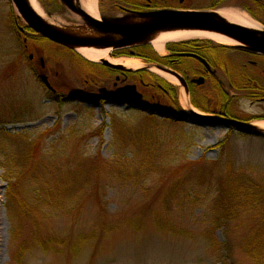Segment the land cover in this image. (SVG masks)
I'll use <instances>...</instances> for the list:
<instances>
[{
    "label": "rangeland",
    "instance_id": "374dc122",
    "mask_svg": "<svg viewBox=\"0 0 264 264\" xmlns=\"http://www.w3.org/2000/svg\"><path fill=\"white\" fill-rule=\"evenodd\" d=\"M215 1L185 0L181 6L206 9ZM254 2L229 0L223 8L243 12L264 30V0ZM68 24L62 26L72 29ZM25 25L11 0H0V264L264 261V135H241L209 118L172 119L146 105L159 101V108L170 110L174 101L158 86L141 84L136 74L121 75L103 58L90 60L47 38L40 42L33 35L24 44L27 36H19L18 29L32 33ZM202 40L221 45L226 58L217 73L226 89L222 97L214 81L197 89L213 98L207 104L211 115H217L227 96L224 112L256 124L264 103L237 96L227 79L237 84L238 67L239 76L249 72L263 88L264 57L244 51L249 49L241 42ZM144 45L149 46L140 49V56L113 49L109 57L137 59L143 66L132 71H141L145 83L152 76L174 89L170 96L177 97L184 113L206 114L179 83L144 70L156 67L153 60L169 52ZM41 74L52 87H46ZM130 84L145 96V105L103 99L95 105L67 97L71 89L97 93ZM228 182L242 189L241 202L237 191L225 187ZM223 200H230L233 210ZM256 228L260 235L253 239L259 245L251 249L247 243Z\"/></svg>",
    "mask_w": 264,
    "mask_h": 264
},
{
    "label": "water",
    "instance_id": "95a60500",
    "mask_svg": "<svg viewBox=\"0 0 264 264\" xmlns=\"http://www.w3.org/2000/svg\"><path fill=\"white\" fill-rule=\"evenodd\" d=\"M64 1L68 6L77 9L73 0ZM12 2L18 12L26 20L29 27L45 37L68 46L94 45L120 48L147 43L150 35L160 30L194 28L223 33L241 42L245 48L264 54V31L257 32L237 23L230 22L223 17L219 18V16L215 15L214 11H155L144 14L141 17L143 21L140 22H127L118 19L105 22L92 20L91 23L99 35L82 36L70 30H64L48 24L31 8L28 0H12ZM78 11L83 13L79 8ZM102 62L107 66L125 70V67L121 64H113L107 60H102ZM168 71L177 76L184 84L183 79L176 72L172 70ZM42 80L50 86L44 76H42ZM201 80L203 81L202 78ZM68 97L70 99H78L83 102L94 103L95 105H98L101 99L105 100V103L124 104L125 102H128L129 104L136 103L143 105V103H141L143 96L137 91L136 85H126L115 90L101 88L97 93H90L81 89H73L69 92ZM192 114H194L196 118H191L189 115L182 116L181 118L183 120H201L209 118L210 120L219 121L229 127L254 128L252 124L246 123L245 125L235 119H225L216 116H201L195 112H192Z\"/></svg>",
    "mask_w": 264,
    "mask_h": 264
},
{
    "label": "flooded vegetation",
    "instance_id": "af4514ba",
    "mask_svg": "<svg viewBox=\"0 0 264 264\" xmlns=\"http://www.w3.org/2000/svg\"><path fill=\"white\" fill-rule=\"evenodd\" d=\"M76 1L79 4V7L82 8L89 16L93 19L99 20H111L117 17L127 16V14L130 13L144 14L159 9H202L181 6L185 0H178L179 5L169 3L171 0H96V15H93L87 11L86 0H84V3L82 0ZM43 7L49 15H54L63 20H67L66 22L62 21L61 23L63 24H78V26L80 25L83 27L87 25V23L84 22L87 17L67 7L63 0H46ZM67 12L78 15L81 22H78V20L75 22L73 19H69ZM20 35H24V32H21ZM26 41L27 39L25 38L24 42L26 43ZM62 47L66 50H71L68 47ZM123 52L125 51L123 50L121 54ZM224 52L225 51L222 46H217L209 41L182 43L181 46L170 49L168 54H166L167 59L161 63L163 66L172 68L179 72L185 78L189 91L192 92L195 90L194 86H197V84L193 82V78L196 76H191L192 72L198 73V76H203L206 80L205 83L207 81L219 80L217 73L225 67L226 58L224 57ZM187 53H195L198 56L203 57L209 63L210 69H207L206 66H204V64L197 58L184 55ZM262 100L264 99H260V102H262Z\"/></svg>",
    "mask_w": 264,
    "mask_h": 264
},
{
    "label": "bare ground",
    "instance_id": "6f19581e",
    "mask_svg": "<svg viewBox=\"0 0 264 264\" xmlns=\"http://www.w3.org/2000/svg\"><path fill=\"white\" fill-rule=\"evenodd\" d=\"M29 5L31 8L48 24L55 26L57 28H63L64 30H70L72 32H75L79 35H84V34H89V33H95V31L88 30L86 31L85 29H80L78 24L76 28L69 29V27H64L62 26L58 21H52V19L46 17V15L41 11L39 8L38 3L36 0H28ZM84 3V0H82ZM86 7L87 11L90 12L91 14L96 15V0H86ZM216 16H219V18H225L226 20L237 23L239 25L245 26L246 28H249L251 30L261 32V28L255 24L252 20H249L247 16L239 11V10H234V9H229V8H223L219 10L218 12L215 13ZM136 16H133V18H130V16H126L123 18V20L127 22H140L143 21L142 18H135ZM86 28L89 27V25L85 26ZM196 38H209L213 40L220 41V43L223 44H229V45H240V42L238 40H234L231 37L225 36L224 34L213 31V30H205V29H194V28H180V29H175V30H165V31H159L156 32L152 35H150L149 39L147 42L151 43V45L160 53H163L165 50V44L168 42H173V41H182V40H189V39H196ZM78 53H80L82 56L85 58H88L90 60H99L100 58H105L109 59L112 63L114 64H122L128 69L135 70L138 68H141L143 65L140 61L134 58H128V59H112L109 57V52L111 49L109 48H94V47H85V46H76L74 47ZM149 70L152 72L161 75L171 81L172 83H178L177 79L174 76H171L167 73H164L160 70H158L156 67H150ZM218 83H224L218 81ZM227 83L229 84L228 86L231 87V89L234 88L235 85L230 79H227ZM249 86H252L253 81H247ZM234 89H237V96L239 93L242 94V91L235 86ZM185 101H188L187 96H185ZM191 107V106H190ZM197 111L196 109H193ZM206 113V112H205ZM260 116V115H259ZM256 116V118H259V121L256 122V124L253 125V129H248V128H236L233 127L237 133L241 135L249 134V135H254L253 137L257 136H262L264 135V117L261 115L260 117ZM262 118V119H261ZM236 120L238 119L239 122L243 123L246 125V121L242 120L241 118H235ZM1 184V180H0ZM229 182L227 183L226 188L229 186Z\"/></svg>",
    "mask_w": 264,
    "mask_h": 264
},
{
    "label": "trees",
    "instance_id": "16d2710c",
    "mask_svg": "<svg viewBox=\"0 0 264 264\" xmlns=\"http://www.w3.org/2000/svg\"><path fill=\"white\" fill-rule=\"evenodd\" d=\"M227 3H229V0H218V2H217V4L216 5H224V4H227ZM254 3H256L257 4V2H254ZM263 9H264V7H263ZM178 46V44H174V46L173 47H177ZM140 49V48H139ZM137 51H139L138 49H136ZM153 61H156V59L155 60H153ZM132 75V74H136V75H138V78L140 77V78H143V76H142V72H138V73H129L128 75ZM248 78H250V77H246V78H243V79H241V80H239L238 81V84L239 85H241V91H243L245 94L247 93L249 96H251V97H260V96H262V94H261V91L263 90V88L261 87L262 85L260 84V83H258V82H255V81H253V84H252V86H249L248 85V83H247V81L249 80ZM254 84H257L256 86L254 85ZM235 87V86H234ZM173 99H175V101H176V98L174 97ZM196 105H198L199 107H201V108H203V109H207L205 106H203L202 104H197L196 103ZM228 188H230V189H232L233 191H237V201H240L241 202V199L239 198V196H240V192H242L241 190L242 189H240L239 190V188H240V186L239 185H237V186H234L233 184L231 185V186H229ZM233 196V195H232ZM232 196H228V197H224V198H230V197H232ZM248 196V195H247ZM229 201L230 200H223V203H224V205L228 208V211L231 209V210H233L232 209V206L231 205H229L228 203H229ZM257 228L255 229V231H253L252 232V239L251 240H249V242L247 243V245L248 246H250V248L251 249H257L258 248V245H259V243H256V242H254V240L255 239H253L254 237H256V234H258L259 232H257ZM258 235H260V233L258 234ZM257 235V237L256 238H258L259 236ZM260 264H264V261L263 260H261L260 261Z\"/></svg>",
    "mask_w": 264,
    "mask_h": 264
}]
</instances>
